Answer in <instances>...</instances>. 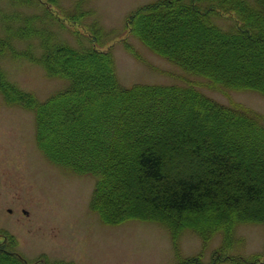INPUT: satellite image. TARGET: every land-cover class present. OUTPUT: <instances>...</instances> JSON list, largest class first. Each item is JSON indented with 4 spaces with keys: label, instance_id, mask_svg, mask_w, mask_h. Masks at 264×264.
Returning <instances> with one entry per match:
<instances>
[{
    "label": "trees",
    "instance_id": "1",
    "mask_svg": "<svg viewBox=\"0 0 264 264\" xmlns=\"http://www.w3.org/2000/svg\"><path fill=\"white\" fill-rule=\"evenodd\" d=\"M37 1L44 6L37 15L48 22L50 7ZM64 15L76 18L73 12ZM53 18L66 28L65 21ZM215 18L231 20L230 27ZM128 23L133 36L188 75L185 83L126 86L111 51L39 38L41 56L27 54L28 59L69 81L42 101L28 94L20 98L35 114L41 151L51 162L95 177L93 210L108 223L128 216L160 220L174 236L192 228L204 240L222 228L233 239L227 235L242 222L264 223V171L257 169L264 168V115L202 91L264 95V63L258 61L264 55V0H155L133 11ZM178 23L186 36L168 31ZM252 44L259 54L249 50ZM245 56L259 68L236 65ZM192 118L204 119L213 133ZM132 196L142 204L135 200L130 205ZM141 205L144 213L133 211ZM2 251L0 264H32L14 251ZM223 261L251 263L225 257L209 264ZM253 263L260 264L259 259Z\"/></svg>",
    "mask_w": 264,
    "mask_h": 264
},
{
    "label": "rangeland",
    "instance_id": "2",
    "mask_svg": "<svg viewBox=\"0 0 264 264\" xmlns=\"http://www.w3.org/2000/svg\"><path fill=\"white\" fill-rule=\"evenodd\" d=\"M41 1L53 13L48 22L37 15L44 10L37 0L26 4L0 0V44H4L0 47V85L6 90L0 88V251H14L32 264H178L187 258H193L191 264H209L225 257L250 264L259 259L264 264L263 222L237 224L227 235L233 239L222 228L207 240L191 227L174 236L160 220L128 216L117 224L108 223L93 210L95 177L74 172L44 155L36 136L35 114L20 98L28 94L42 101L66 88L69 81L49 75L40 61L28 59L27 54L41 56L40 41L52 37L76 47L92 43L101 53L111 51L118 78L126 86L184 84L188 75L129 31L131 13L155 0ZM79 1L81 10L76 12ZM65 11L76 18L66 19ZM53 17L65 21L66 28ZM215 21L224 28L231 25V20ZM172 29L187 35L179 23L170 25L168 31ZM247 46L259 54L255 44ZM258 61L264 63L263 54ZM235 63L259 68L246 56ZM17 91L21 96H15ZM202 91L221 103H240L264 115V95L259 92ZM192 123L213 133L202 118H192ZM134 187L141 192L138 184ZM135 200L143 202L132 196L130 205ZM133 211L144 213L145 207Z\"/></svg>",
    "mask_w": 264,
    "mask_h": 264
}]
</instances>
